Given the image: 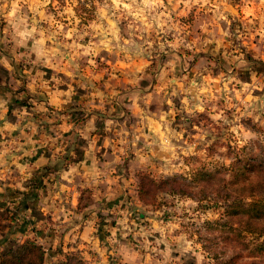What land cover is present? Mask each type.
Masks as SVG:
<instances>
[{
  "label": "clouds",
  "instance_id": "9594fccd",
  "mask_svg": "<svg viewBox=\"0 0 264 264\" xmlns=\"http://www.w3.org/2000/svg\"><path fill=\"white\" fill-rule=\"evenodd\" d=\"M241 3L244 5L242 18L236 14L235 0H12L10 15L15 16L17 11L22 12L23 6L26 5L28 12L32 13V18H38L40 21L38 24L29 25L28 18H25L23 31H20L17 26V31L22 37L18 43L26 47L27 40L31 38L33 51L37 52L38 59L40 56L46 57L44 67L53 69L51 81L41 80L40 87L46 90L47 99L40 102L36 110L41 113H47L50 109L54 110L53 118L45 117L52 124L55 136L54 139L49 138L48 140L53 145H56L57 141L60 144L55 147V152L50 159H46L43 155L40 156V159L45 160L46 163L50 162L53 168L60 162L57 154H60L66 161L64 147L67 144L63 143V134L71 132L72 126L60 123V114L65 109L64 106L69 104L77 93V88L73 87V83L79 84L80 88L87 90L89 86L83 82L85 80L93 82L91 91L95 94L92 97L91 106L93 109L98 108L101 113L112 116L110 111L106 112V105H111L116 97H120L119 102H124L126 98L131 101V104L127 106L140 117V127L134 133L135 141L143 136L147 142L145 147L150 151L152 145L156 143L171 145L169 150L172 152V157L167 159L166 163H171L172 159L179 158L182 165L184 159H193L197 156V146L205 147L214 144L220 134L230 137L232 148L243 149L246 141L258 133L246 129L241 121L253 117L254 123L264 126V120H261L260 114L253 116V113L258 110L264 112V98L252 94L257 89L264 92V82L258 80L255 75V71H264V64L253 70L244 59L243 54H235L225 49L221 55V48L225 44L226 37L231 39L236 36L235 32L226 30L231 28L232 20H246L251 26L250 37L255 31L264 40V0H258V3L257 0H241ZM85 9L88 12L85 13ZM192 16H195L193 31L208 37L204 44H215L211 54L209 51L207 54L217 60V65L206 63L196 69L194 73L190 67L192 61L186 57L181 59L184 55L182 49L189 50L195 47V43L187 42L186 37L189 34L181 23L182 20L187 21ZM230 16L232 20L229 19ZM257 22H259L258 29ZM125 23L126 29L122 30L121 26ZM169 34H171V38L166 39ZM241 36L242 34L236 38L241 39ZM145 45L147 49L158 46L161 53L166 52L167 49L175 50L164 67L158 68L152 75L147 73L152 72L149 60L154 59L145 57ZM221 57L227 61V72L214 78L213 72L222 73L225 68V65L221 67ZM109 60L116 62L106 73L109 81L114 82L118 79L114 75L116 71H121V74L128 78L127 84L120 86V91L115 90L109 85V81L103 79V69L108 66ZM155 60L159 61L160 59L156 58ZM121 61L126 63L122 64ZM0 63L10 71L12 70V64L6 56L0 57ZM244 66H247L246 70L240 71ZM233 68L241 73L242 78H246V72H251L252 83H242L241 79L236 78L232 71ZM61 73L63 77L58 79L57 77ZM38 75H43V73H38ZM77 77L80 78L79 81ZM154 80L159 82L158 87L153 83ZM53 81L55 87L50 88L49 84ZM141 81H145L146 86H143ZM97 82H99V87L96 86ZM35 84L36 81L33 80L29 85V88L34 92L36 91L33 87ZM61 84L67 85L66 91L60 90ZM230 85L231 87H229ZM236 85H240L239 89L236 88ZM125 89L129 91H125ZM194 90L195 95H193ZM40 95H44V93H40ZM154 95L166 98L168 105V111L159 112L158 118L154 114L145 113V107L151 105ZM174 98L180 105L179 109L173 103ZM96 100L99 101V104L95 103ZM180 112L197 116V122L191 125L195 136L190 132L189 139H185V129L175 131L171 127L175 122V116ZM23 115L29 118L23 127H20L19 123L13 124L7 120H4L3 126L0 127V136L5 137V140L0 141V144L6 145L0 150V164H6L5 157L11 154L13 157L11 164L15 165L21 174L24 171V166L20 164L23 156H37L39 150L46 146V144L40 143L41 140L34 139V137L40 136L41 132L40 126L35 122L34 114L25 109ZM91 116L92 119H89L88 125L82 133L85 139L97 131L96 113L93 112ZM169 117L172 119L170 120ZM204 117H210V123L200 126L199 121ZM0 119H4V116L0 115ZM115 123L114 119L105 118L103 131L111 132ZM18 128L20 129V138H24L23 143H20L19 138H13L11 142H8L7 137L15 133ZM129 135L131 134L127 131L120 130L117 133L118 144L127 145ZM173 140L176 141L175 144H172ZM181 141L182 143H180ZM26 145L32 147L26 149ZM108 146L113 147V154L116 151L123 153L125 150L123 147L116 149L114 142L105 140L104 147ZM133 147H135V142H133ZM18 152L21 155H16ZM223 156H226L224 150L216 151V159H221ZM116 159L119 160L120 157L117 155ZM141 160L145 163L151 162L148 155L141 156ZM11 170L15 171V169ZM184 170L190 172L187 168ZM75 171V168H71L63 173L62 178L70 180ZM43 178L42 171L40 179ZM189 178L191 179V177ZM16 186L20 187L21 191L26 190L22 184ZM176 207L181 214L188 213V221L197 220L193 215V210L196 207L193 200L179 201ZM29 213L31 214V209H29ZM68 219V216L65 215V222ZM127 219L128 214L126 213L125 219L119 223L126 225ZM203 220L204 217H201L200 222L202 223ZM161 224L162 222L153 221L151 232L141 229V233H137V235L143 234L147 238L148 235L155 232L161 233V236L167 233L168 236L173 237V242L184 241L186 246L182 247L181 256H184L186 252H191L192 256L196 258V264H205L206 253L200 244L196 243L194 234L191 232L186 234L185 230L180 228V221L163 227ZM174 233H178V235L173 236ZM127 235V233L124 234L125 238ZM189 235L192 236L191 239H189ZM115 237L116 232L113 231L112 237L109 239ZM161 243L166 246L164 251L158 250ZM89 244L94 251H99L97 245H92L91 241ZM147 245L150 244L146 242L145 249L163 257L165 264L171 259L173 249L169 246L168 240H157L156 247ZM99 255L102 258L100 264H106L105 251H100ZM124 259L139 264L145 258L125 254Z\"/></svg>",
  "mask_w": 264,
  "mask_h": 264
},
{
  "label": "crops",
  "instance_id": "0c3cea01",
  "mask_svg": "<svg viewBox=\"0 0 264 264\" xmlns=\"http://www.w3.org/2000/svg\"><path fill=\"white\" fill-rule=\"evenodd\" d=\"M11 3L12 0H0V57L6 56L12 64L10 71L0 63V115L4 116V119H0V127L3 126L4 120L13 124L19 123L20 127H23L29 119L23 115L24 110L27 109L28 112L34 114L35 122L41 129V137L37 136L34 139L41 140L40 143L46 144V146L39 150L37 156H23L20 161V164L24 166L22 174L19 169L15 168V165L11 164L13 158L11 154L5 157L6 164H0V211H6L8 214L3 221L5 227L0 232V251L10 241L31 238L44 247L46 252L45 264H66L69 255H76L82 264H100V259H102L99 255L100 251H105L106 264H134L132 260L124 259L125 254L144 257L145 259L141 260L139 264H165L163 257L161 258L148 249H143L146 248L147 241L143 234L137 235V233H141V229L145 232L152 230L153 221H148H151V213H154L150 210L151 207L139 198L138 175L141 173L151 174V172L152 174L163 173L164 171L163 176L172 174V172L168 173L172 169L166 163V160L172 157V152L169 150L171 145L156 143L152 145L150 151L149 148L145 147L147 142L143 136L135 141L134 133L140 127V117L135 115L133 109L127 106L131 104V101L126 98L124 102H119L120 97H116L111 105H106V112L110 111L112 116L101 113L98 108L93 109L91 106L92 97L95 94L91 91L93 82L85 80L83 82L89 86L87 90L80 88L79 84L73 83V87L77 88V93L69 104L64 106L65 109L60 114V123H67L72 126L71 132L63 134V143L67 144L64 147L66 161L60 154H57L60 162L53 168L50 162L46 163L45 160L40 159L41 155L50 159L55 152V147L60 144L57 141V144L53 145L48 140L55 138L52 124L49 123V119L54 116V110L50 109L47 113L36 110L37 105L47 99L46 90L40 87L41 80L51 81L53 69L44 67L46 57L40 56L38 59L37 52L33 51L31 38L27 40L26 47L18 43L22 37L17 31V26H19L20 31H23L25 18H28L29 25L38 24L40 21L38 18H32V13L28 12L26 5L23 6L22 12L17 11L15 16L10 15ZM235 4L236 14L242 18L244 5L241 0H235ZM229 19L232 20V17L230 16ZM194 21L195 16L187 21H181L189 34L186 37L187 42L195 43L193 49H182L184 55L181 57V59L186 57L192 61L190 67L193 73L206 63L213 66L217 65V60L207 54L208 51L211 54L215 44H204L208 37L193 31ZM121 27L122 30L126 29V23ZM250 28L251 26L246 20H232L231 28L226 30L235 32L236 36H240V34L242 36L241 39H237L236 36L231 37V39L226 37L225 44L221 48V55L225 49L235 54H243L244 59L251 65L252 69L256 70L261 64H264V40L255 31L250 37ZM258 28L259 22H257ZM170 38L171 34L166 37V39ZM145 49V57L154 59L149 60L152 72L147 73L148 75L154 74L158 68H163L175 51L174 49H167L166 52L161 53L158 46L147 49L146 45ZM156 58L160 60L157 61ZM221 61V67L225 65V68L222 73L213 72L214 78H218L227 72V61L223 60L222 57ZM121 63L126 62L121 61ZM115 64V61L109 60L108 66L103 69L104 81H109L106 73ZM246 68L247 66H244L240 71L243 72ZM232 71L237 79L242 80V83H252L251 72H246V78H242L241 73L236 69L233 68ZM38 73H43V75H38ZM114 75L118 79L114 82L109 81V85L120 91V86L127 84L128 78L122 75L121 71H116ZM255 75L258 80L264 82V71H255ZM62 77L63 74L61 73L57 78ZM65 79L68 78L65 77ZM79 79L77 77L78 81ZM33 80L36 81L33 86L36 89L35 92L29 88ZM54 83V81L50 83L49 87L54 88ZM153 83L157 87L159 86L158 81L154 80ZM141 84L146 86L145 81H141ZM96 86L99 87V82ZM239 87L240 85H236L237 89ZM60 90L66 91L67 85L61 84ZM101 90L103 91V89ZM125 91L129 90L125 89ZM40 93H44V95H40ZM252 94L264 98V92H260L259 89ZM193 95H195V90ZM65 99L67 98L65 97ZM95 103L99 104V101L96 100ZM173 103L179 109L180 105L175 98ZM161 111H168L166 98L154 95L151 105L145 107V113L154 114L158 118ZM93 112L96 113L97 131L85 139L82 133L88 125L89 119H92ZM257 112L264 119V112L259 110ZM181 113L183 112L177 113L175 122L171 127L175 131L185 129V139H189L188 134L191 132L195 136V133L189 128L188 118H183L184 120L182 119L181 122ZM105 118L116 121L111 132L103 131ZM231 118L235 119L234 117ZM169 119L172 118L169 117ZM120 130L131 134L127 137V145L118 144L117 133ZM19 132L20 129L18 128L15 133L7 137V141L11 142L13 138H19L20 143H23L24 138H20ZM4 140L5 137L0 136V141ZM105 140L114 142L116 149L123 147L124 152L116 151L113 154L112 146L104 147ZM133 142H135V147H133ZM175 143L176 141L173 140L172 144ZM4 146L6 145L0 144V150ZM25 147L29 149L32 146L26 145ZM16 155H21V153L18 152ZM117 155L120 157L119 160L116 159ZM144 155L151 158L150 163L141 160V156ZM71 168L76 169L72 178L64 180L62 178L63 173ZM11 169H15V171L13 172ZM42 171L44 178L40 179ZM17 184H22L26 190L21 191L20 187L16 186ZM29 209H31V214ZM155 212L159 213V211ZM126 213L128 214L126 225L119 223L125 219ZM65 215L69 218L67 222H65ZM154 221L162 222V227L167 225V221L161 217L156 216ZM113 231L116 232V237L109 239L112 237ZM125 233L128 234L126 238ZM140 238H143V241H140ZM160 239L168 240L169 246L173 247L167 233L159 237ZM89 241L92 242V245H97L99 251H94ZM148 243H151L150 239ZM160 245L158 250L164 251L165 244ZM152 247L154 246L152 245ZM166 264H170V262L167 261Z\"/></svg>",
  "mask_w": 264,
  "mask_h": 264
},
{
  "label": "rangeland",
  "instance_id": "374dc122",
  "mask_svg": "<svg viewBox=\"0 0 264 264\" xmlns=\"http://www.w3.org/2000/svg\"><path fill=\"white\" fill-rule=\"evenodd\" d=\"M81 7L83 8V4ZM86 10L87 9H85V13ZM257 114H259V112H256L253 116ZM181 116L186 119L188 118V123L190 124L189 128L193 133H195L191 125L197 122V116L189 115L186 112L181 113L180 117ZM183 120L181 119V122ZM261 120L264 119L261 117ZM209 123L210 117H204L199 121L200 126H206ZM241 123L246 129L256 131L258 133V135L250 137L246 141L244 151L232 148V141L230 137H224L223 134H220L217 136L214 144L197 148V156L193 157V159H184L182 165L179 158L173 159V162L171 163H167L169 168L171 167L172 169L168 173L172 172V174L163 176L165 171L163 173L155 174H152L151 172V175L147 177L148 182L153 180L155 181V183H149L148 185V189L150 191V197L148 199L155 202L153 203L154 205H149L151 207L150 210L154 213H151L152 219L148 222L154 221L156 216L167 221V223L164 222L166 224L180 221V228L184 229L186 234L189 232L194 234L196 237V243L200 244L204 253H206L205 264L213 263L215 261L213 257L219 256V251H225L227 255L243 252V254L247 256L245 260H255L257 261V264H264V251H261L264 247H258V243L264 241V234L256 236L255 233H250L245 231V229H242L241 232L243 235L239 237L235 232L230 231L228 227H225L223 230L219 229V221L224 218H227L232 224L238 226V216L223 217L222 213L224 209L222 205L231 201L225 202L222 200L226 197L232 200L233 197L247 196V194H249L247 190H243V184L241 183V179L243 178H236L232 174L233 170L231 167L233 166V161H235L237 156H239V158L242 157L244 162L240 164V168L247 162L264 163V126L254 123L253 117H248L246 118V121H241ZM221 149L226 152V156H223L221 159H216V151ZM201 162H204L206 165L203 169L204 176L202 175L203 177L200 178L198 182L192 181L193 171H196V168H199L200 165L204 166ZM235 166L239 168L237 163H235ZM185 168L189 169L190 172L185 171ZM175 175H183L187 177L183 178L180 176V178L169 180L166 183H161L163 178L173 177ZM189 177H191V179ZM263 177L264 172L258 170V172L251 177L250 182L262 180ZM180 188H182L187 194L197 196L200 200H195L191 197L167 195L161 192L165 189ZM185 199L193 200L196 203V207L193 210V215L197 219L196 221H188V213L183 212L181 214L180 210L176 207L179 201ZM155 211H159V213ZM6 213V211H0V217L2 218L4 216H8ZM201 217H204L202 223L200 222ZM207 221H212L214 224L207 226ZM2 223L4 224V222ZM253 223L258 226H264V219H256ZM1 226L2 231L5 225ZM175 235H178V233L173 234V236ZM159 237H161L160 233L155 232L152 233V235H148L147 238L144 236V239L147 242L150 239V245L155 247L156 241L159 240ZM191 238L192 236L189 235V239ZM172 239L173 237L170 236L173 250L171 252V259H169L168 262H170V264H196V258L192 256L191 252L184 253V256L180 255L182 247L186 246L184 245V241L173 242ZM140 241H143V238H140ZM10 242L4 249L9 246ZM143 249L145 250V248ZM74 264H78V262L75 261Z\"/></svg>",
  "mask_w": 264,
  "mask_h": 264
},
{
  "label": "trees",
  "instance_id": "16d2710c",
  "mask_svg": "<svg viewBox=\"0 0 264 264\" xmlns=\"http://www.w3.org/2000/svg\"><path fill=\"white\" fill-rule=\"evenodd\" d=\"M88 10H86L87 12ZM240 149V151H244ZM244 160L239 158L235 159L232 163L231 169L233 170L232 174L236 178L241 179V183L243 184V190H247L249 194L247 196H237L233 197L230 200L228 197L224 198L222 201H231L227 202L223 207V217L227 216H238L237 225L232 224L227 218L219 221V229L223 230L225 227L232 232H235L237 236H242V229L248 231L250 233H255L256 236H260L264 234V226H258L253 223L254 220L264 219V177L262 180H256L255 182H250L251 177L261 170L264 172V163H246L240 168V164H242ZM204 166L196 168V171H193L192 181L198 182L200 178L204 176L203 169L206 167L204 162H201ZM235 163L239 165V168L235 166ZM151 174L141 173L138 175V193L140 200L146 205H150L155 203L152 200H149L150 191L148 189L149 183H155V181L148 182L147 177ZM203 175V176H202ZM187 177L183 175H175L173 177H166L161 180V183H166L169 180H174L177 178ZM157 181V180H156ZM250 182V183H248ZM167 195L178 196V197H191L195 200H200L197 196H193L184 192L182 188L180 189H165L161 191ZM154 205V204H153ZM7 214V213H6ZM7 218V216L0 217V231L2 229L1 225H4L2 222ZM2 223V224H1ZM214 222L207 221L206 225H213ZM241 226V227H240ZM239 230V231H238ZM258 247H264V241L258 243ZM264 251V248L261 250ZM45 249L39 244L36 240L31 238H26L24 240H13L10 242L9 246L0 251V264H45ZM247 256L241 253L227 255L226 252H220L219 256H214L215 260L213 263L209 264H257V261H247L245 260ZM77 261L78 264H82L79 261L76 255H69L66 261V264H74ZM65 264V263H64Z\"/></svg>",
  "mask_w": 264,
  "mask_h": 264
}]
</instances>
